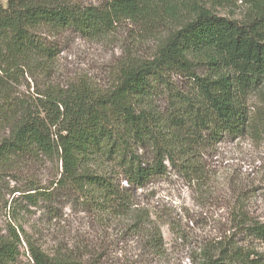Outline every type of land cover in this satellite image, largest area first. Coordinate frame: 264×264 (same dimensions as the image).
I'll return each mask as SVG.
<instances>
[{"label":"trees","instance_id":"16d2710c","mask_svg":"<svg viewBox=\"0 0 264 264\" xmlns=\"http://www.w3.org/2000/svg\"><path fill=\"white\" fill-rule=\"evenodd\" d=\"M177 15L165 0L0 3V198L5 176L29 163L55 164L53 190L73 193L89 216L121 218L131 234L145 236L148 248L161 254L159 230L148 233L150 217L134 207L135 193L171 171L202 181L201 152L247 131L249 98L264 87V3L251 4L241 21L207 8ZM173 20L153 55L126 57L105 91L85 82L46 86L29 99L16 91L24 74L49 71L56 56L50 35L73 31L98 40L120 22L148 29ZM199 66L206 70L202 76L196 74ZM175 76L190 82L189 93L175 88ZM157 100L165 101L164 111H156ZM8 194L32 207L49 199L34 184ZM231 222L246 239L264 244V223L242 209ZM22 244L32 264H99L101 257L90 261L92 246L81 241L69 254L49 255L21 241L12 228L9 235L0 234V264L16 262ZM188 264L264 262L233 234L206 242Z\"/></svg>","mask_w":264,"mask_h":264},{"label":"rangeland","instance_id":"374dc122","mask_svg":"<svg viewBox=\"0 0 264 264\" xmlns=\"http://www.w3.org/2000/svg\"><path fill=\"white\" fill-rule=\"evenodd\" d=\"M70 1L81 6H100L105 0ZM0 3L5 7L6 0ZM253 3L263 4L264 0H165L166 5L175 9L178 19L207 8L217 16L241 21ZM175 22L148 29L120 22L110 35L98 40L86 39L73 31L50 35L48 41L56 56L49 71L33 76L24 74L16 91L29 99L46 86L64 89L74 82H85L105 91L110 88L120 62L126 57H151L158 39ZM205 73L204 66L196 70L199 76ZM173 83L180 92L191 91L190 82L182 76H175ZM248 106L251 118L242 136L225 137L201 152L199 160L205 172L202 181L191 182L171 171L135 193L134 207L146 210L150 217L148 233L159 230L160 255L148 248L145 236L131 234L126 221L89 216L73 193L53 190L56 166L45 162L26 164L4 177L0 234L7 236L14 228L21 241L26 239L49 255L69 254L81 241L92 246L90 261L101 256L99 264H188L206 242L234 234L237 243L254 248L264 262V244L246 239L231 222L233 214L242 209L251 220L264 223V87L250 96ZM165 108V101H156V111ZM32 184L49 193V199L39 201L36 207L19 205V201H14L17 196L8 194L12 189L24 190ZM19 251L13 264H32L24 244Z\"/></svg>","mask_w":264,"mask_h":264}]
</instances>
